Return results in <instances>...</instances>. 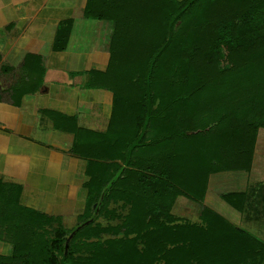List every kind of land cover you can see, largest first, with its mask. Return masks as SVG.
Listing matches in <instances>:
<instances>
[{"label": "trees", "instance_id": "trees-1", "mask_svg": "<svg viewBox=\"0 0 264 264\" xmlns=\"http://www.w3.org/2000/svg\"><path fill=\"white\" fill-rule=\"evenodd\" d=\"M83 16L112 26L105 71L86 73V87L113 95L109 129L42 113L70 125L84 207L67 229L0 181V264H264V239L203 204L210 176L251 170L264 128V0H86ZM69 30L58 26L53 51ZM17 74L0 101L39 89L41 58L26 55ZM254 187L219 197L247 213L251 193L264 202V181ZM178 197L198 205V222L172 213Z\"/></svg>", "mask_w": 264, "mask_h": 264}, {"label": "crops", "instance_id": "crops-1", "mask_svg": "<svg viewBox=\"0 0 264 264\" xmlns=\"http://www.w3.org/2000/svg\"><path fill=\"white\" fill-rule=\"evenodd\" d=\"M85 4L86 0H0V66L16 69L0 71V88L10 87L28 54L39 56L44 67L37 91L25 93L18 105L7 94L0 101V181L20 187L21 206L63 219L76 217L84 207L85 161L71 155L74 138L66 131L70 125L58 130L42 111L73 117L79 127L99 133L108 131L112 114V93L86 87V73L103 72L108 65L112 26L84 17ZM68 21L66 47L53 51L57 28ZM253 171L252 163L247 173L210 176L204 203L214 197L211 180L224 186L223 192H242ZM220 194L216 195L222 213L218 212L232 219L236 211ZM9 252L10 246L0 242V255Z\"/></svg>", "mask_w": 264, "mask_h": 264}, {"label": "rangeland", "instance_id": "rangeland-1", "mask_svg": "<svg viewBox=\"0 0 264 264\" xmlns=\"http://www.w3.org/2000/svg\"><path fill=\"white\" fill-rule=\"evenodd\" d=\"M256 154V156H255ZM253 172L254 175L250 176V179H248V183L250 184L249 186H255L258 185V183H261L264 181V128H260L258 130L257 134V140H256V147H255V152L253 155ZM225 175V174H223ZM246 175V174H245ZM249 177L248 175H246ZM211 178H214L212 176ZM220 180V179H219ZM220 183H215L213 180H211L210 185H209V191H210V196L213 197L212 201H210L207 205L203 203L204 205L208 206L209 208L213 209L216 211L218 214H220L222 217L226 218L229 220L231 223L235 224L236 226L242 227L246 229L247 231H250L260 238L264 239V202H260L259 206H256L254 201L257 199L258 201L261 200V194L260 192L256 195V197H252L253 193H251V198L250 202L251 205L247 209V213L240 214L238 211L236 213L231 212L232 219H228L224 213H222L221 210V204L218 201V197L216 194L222 193L225 191V187L221 186ZM252 184V185H251ZM248 186V187H249ZM227 188V187H226ZM251 189V188H249ZM252 192V191H251ZM263 196V195H262ZM254 203V204H253ZM223 206V205H222ZM255 208V209H254ZM82 210V209H81ZM81 210L79 211L78 214H80ZM220 211V212H218ZM238 212V213H237ZM172 213L176 215L177 217H180L182 219L189 220L190 222H198L199 217H198V205L191 203L190 201H187L183 197H178L175 206L172 210ZM249 215V216H248ZM77 217V216H76ZM76 217H71L70 219H61V224L64 228L70 229L72 228L75 223H76ZM259 221L263 222L260 223ZM102 225L106 224V220H101L100 221ZM112 224H115V222H112ZM2 256H8L7 255H2Z\"/></svg>", "mask_w": 264, "mask_h": 264}]
</instances>
